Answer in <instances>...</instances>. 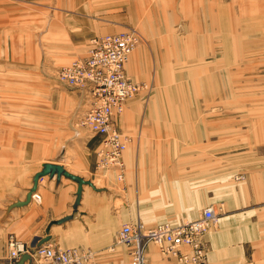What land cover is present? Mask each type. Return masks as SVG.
I'll return each instance as SVG.
<instances>
[{"label":"crops","instance_id":"obj_1","mask_svg":"<svg viewBox=\"0 0 264 264\" xmlns=\"http://www.w3.org/2000/svg\"><path fill=\"white\" fill-rule=\"evenodd\" d=\"M15 1L0 0V77L12 84L15 83L17 68L35 67L51 72L83 56L88 39L95 35L117 33L136 25L141 26L142 30L148 31V27L151 28L152 32H148L151 37H170L173 35L170 29L171 16H175L179 9L194 20L185 40L183 39L184 43L176 39H171L167 44L151 40L150 43L135 48L125 62L126 74L134 80H146L153 86L155 95L148 106L143 105L144 102L141 104L140 101L144 99L141 95L136 96L131 103L126 102L119 124L118 116L114 119L118 129L121 126L131 133L128 136L119 129L128 138L127 149L122 158L124 167L120 180L121 189L133 196H199L194 202H188L185 198V202L179 203L181 209L184 205L189 206L191 213L200 212L211 204V197L217 198L222 202L224 211L205 234L207 261L210 264H264V172L247 173V179L232 185L225 176L214 184H209L207 155L187 156L183 157V164L189 163L191 167L188 170L185 168V174L188 172L189 182L193 185L189 187L184 183L181 190L177 184L175 166L177 130L199 133L195 139H188L187 142L195 149L206 147L207 122L204 121H207L209 105L214 104L215 107L211 110L215 109L217 116H223L225 98L234 101L245 88H248L247 92L250 94L249 89L257 87L256 82L252 83L247 77L240 80L233 76L231 92L225 95L224 52L230 51V61L237 63L241 59H249L251 62L255 59L254 54L264 50L263 47L252 48L251 40H248L253 35L264 32L257 33V30L264 29V0H257L256 4L255 0H232L233 6L225 0H54L53 5L47 4L48 0H45L39 4L40 11L44 10L40 23L33 19H18ZM161 13L166 14L168 23H163L166 19L160 21ZM211 18H214V26L209 22ZM17 28L21 31L17 32ZM225 35L232 37L231 45L224 41ZM260 64L264 65V62L261 61ZM240 70L241 66H238L235 71ZM50 80L71 89L79 111L86 107L77 89L60 83L55 76ZM258 94L264 96V91ZM66 98L64 95L58 97L53 107L57 112H51L49 117L55 120L58 110L64 108ZM188 98L196 111L191 107L188 112L184 101ZM173 100L174 104L170 105ZM210 101L213 104H209ZM232 104V114H236L235 103ZM259 113L264 115V112ZM185 114L189 121L191 116H199V123H180L176 116ZM216 130H219L218 127ZM86 144L88 148L82 146V150L80 147L77 151L72 149V153L61 147L62 155L55 157H34L30 152L32 146L28 147L23 154L24 174L18 179L25 182L23 193L8 201L5 210L15 202L25 200L34 174L45 163L60 164L67 171L85 178L84 175L90 172L95 160V150H91L95 147V142L92 140ZM90 151L94 152L92 156H89ZM66 152L70 156L69 164L62 157L67 156ZM159 179L161 185L157 183ZM76 189L77 183L66 177H61L59 181L49 176L40 178L35 193L40 195L41 202L36 203L35 207H31L33 205L29 203L10 207L5 212L7 224L24 242L30 243L32 239H36L31 242L33 244L45 237L37 238L36 234L42 228H45L48 235L52 230H61L70 235L78 224L85 225L87 222L91 229H99L101 238L106 237L108 234L105 229L109 231L119 224L104 207L100 191L106 190L83 186L79 203L74 208ZM72 211L78 213L69 220L56 223ZM137 219L129 220L134 222ZM126 221L121 224L127 223ZM75 240L73 239L77 242ZM108 244L89 248L96 252ZM100 253L102 255L95 253V258L97 262L99 260L105 264L104 253ZM110 253H117L119 262H122V252ZM112 255L105 254L107 259L115 257ZM148 257L152 264H158L154 253ZM107 261V264H118L111 259Z\"/></svg>","mask_w":264,"mask_h":264},{"label":"rangeland","instance_id":"obj_2","mask_svg":"<svg viewBox=\"0 0 264 264\" xmlns=\"http://www.w3.org/2000/svg\"><path fill=\"white\" fill-rule=\"evenodd\" d=\"M44 1L45 0H16L17 18L24 21L33 19L36 23H40L44 17V10L42 9V12L40 11L39 4ZM231 1L232 0H225V2H230L231 6H233L232 4L237 0L233 3H231ZM257 2L258 1L255 0V4ZM261 2L263 3V1ZM47 4L53 5L54 0H48ZM234 6H236V4H234ZM251 11H254V9H251ZM159 19L160 21L166 19L167 21L163 23H168L166 14L161 13ZM171 19L170 29L173 35L170 37L162 35L151 37L148 34L149 31L152 32L151 28L148 27L147 31V29L142 30L141 26H131L140 34V41L137 47L144 43H150L151 40H158L160 43L167 44L171 42V39H176V41L184 43L186 34L189 33L194 20L184 15L180 9L175 16H171ZM209 22L214 26V18L209 19ZM20 31L21 29L17 28V32ZM22 31L25 32V29ZM263 31L264 29H259L257 33H262ZM242 38L243 37H241V42ZM248 40H251L250 46L252 48H264V32L261 35L255 34ZM224 41H227L229 45L233 43L232 37L228 35H225ZM254 56L255 59L251 62H249V59H241L235 63V61H230L232 60L231 52H224L225 95L231 92V81L233 76L239 77L240 80H244L245 77H247L252 83L256 82L257 87L249 89L250 94L247 92L248 88H245V91H241L234 101L225 98L223 116H217L215 109L211 110L215 105L212 101L209 102V104H213V106L209 105L208 115L206 116L207 121H204L207 122L206 147L202 146L195 149L187 142L188 139H195L199 133H185L181 130L176 131L175 139L178 146L175 148V154L177 156L175 166L177 184L181 187V190L184 188V183L189 187L193 185L189 182L188 172L185 174V168L188 170V168L191 167L189 163L183 164V157L187 156L207 155V178L209 184H214L218 179H221L222 176H225L229 181L228 183L232 185L233 183L247 179V173L264 172V115L259 113L264 112V96L258 94V92L264 91V65L260 64L261 61L264 62V50L254 54ZM238 66H241L240 72L235 71ZM51 68H54V66ZM55 70L56 68L54 71L52 70L53 72H50V70L42 68L38 70V68L35 67L17 68L15 71L14 84L7 83L4 81L6 80L5 78H2V76L0 77V264H5L8 257L9 234H13L18 241L25 245V247L36 245L31 243L34 240L36 241V239H32L30 243H27L24 242L21 236H16L14 234V229L7 224L8 220L5 215L7 202L17 196H21L25 187L24 180H18L21 179L24 174V151L32 146L30 152H32V156L34 157H40V155L43 157H55L59 154L62 155L60 151L61 147L63 150L72 153V149L77 151L80 147L82 150V146L87 147L86 143L92 140L93 143L95 142V147L91 150H95V153L90 151L89 156H92L93 153L95 154V164L93 163L90 172L84 175L85 178L83 177L90 181L91 185L84 186L88 188L91 187L95 190H106L100 191L102 192L100 195L103 197L104 207L107 213L110 211L109 213L114 216L113 219L115 218L118 220L119 224L109 229V231L105 229V233L108 235L104 238L100 237L99 229H91L88 222L85 225L78 224L77 227L71 230L70 235L63 233L64 231L61 230H52L49 234L50 239L44 242V244L57 245L61 248L82 247L92 250L89 247H103L109 243L99 251L95 252L92 250L94 252L92 258L93 264H102L99 260L97 262L95 258V253L97 252L98 254H101L100 252L104 253L103 261H105V264H107V260L110 259L113 263H128L129 257L126 247L117 243V232L123 221L131 218H138L136 221H140L152 227L155 224L164 222H170L175 225L185 221L195 220L200 216L202 210L197 213H191L189 206L184 205L181 209L179 203L185 202V198L188 199V202H194L200 197H184L178 194H172L171 196L167 194L154 196L128 195L121 189V182L116 180V170L113 168L98 170L96 168L97 155L101 147L102 139L95 133H89L78 124L81 111H79L78 106L76 107L75 105L76 98H73V92H71V89L61 87L50 80V78L52 79V77L55 76ZM162 70L164 69H160V71ZM177 76L180 77L179 75ZM144 82L147 84L148 89L139 92L134 97L130 98L127 103H131L136 99V96L141 95L140 97L144 98L142 99L143 101H140L141 104L144 102L143 105L147 104L148 106L155 95V91L150 83L146 82V80ZM240 86L244 87L242 83H240ZM60 95H64L67 98L64 108L58 110L59 114L54 120L49 117V114L51 112H57L53 107ZM184 101L189 112V108H193L192 102L189 101V98ZM173 102L174 100L170 105L174 104ZM233 102L235 103L234 107L237 112L236 114H232ZM193 110L196 111L195 108H193ZM123 112L117 117V124H119ZM176 117L180 119V123H199V116H191L190 121L186 114L182 116L177 115ZM216 118L218 119L216 120ZM217 127L219 129L218 131L216 130ZM119 129H122L121 126ZM121 131L128 136L131 135L128 131L123 129ZM200 149H202V151ZM67 152L65 155H67ZM68 155L62 157L65 159V162L69 164L70 156ZM221 160H223V163H221ZM232 160L235 162H227ZM157 183L161 185V179H159ZM163 191L166 192V190ZM212 198L213 197L210 199V203L215 206L218 219V217L223 214L224 206L220 200ZM30 204L33 205L31 207L36 206L35 202H29V205ZM71 213L75 215L78 212L72 211ZM122 217L128 219L123 220ZM91 218H93V215H91ZM136 221L130 222L129 220L126 222L130 224ZM36 235L38 239L46 236L45 228L40 229ZM73 239H77V242H75L76 240L73 241ZM95 243H97V245H95ZM113 244L115 249L111 251L108 246ZM118 251L123 254L122 262H119L120 258L117 253L114 255L110 253ZM108 253L115 257L107 259L108 256L106 257L105 254ZM152 253H154L156 257V248L153 245H149L147 255ZM31 264H34V261H32Z\"/></svg>","mask_w":264,"mask_h":264},{"label":"built area","instance_id":"obj_3","mask_svg":"<svg viewBox=\"0 0 264 264\" xmlns=\"http://www.w3.org/2000/svg\"><path fill=\"white\" fill-rule=\"evenodd\" d=\"M139 41L140 34L134 27L95 35L88 39L83 56L58 68L55 73L57 81L79 91L86 105L78 124L90 133L103 135L98 150L101 168H122L121 155L127 136L115 126L114 116L122 112L130 98L148 89L144 81L131 79L124 69ZM216 220L215 206L208 204L197 219L179 225L164 222L149 227L140 221L123 223L117 232V243L127 249V264H152L147 256L149 244L156 248L158 264H210L204 234ZM8 245L5 264H17L23 253H28L34 264H93L94 252L82 247L61 248L44 243L25 247L13 234H9ZM109 249L113 251L114 244Z\"/></svg>","mask_w":264,"mask_h":264},{"label":"water","instance_id":"obj_4","mask_svg":"<svg viewBox=\"0 0 264 264\" xmlns=\"http://www.w3.org/2000/svg\"><path fill=\"white\" fill-rule=\"evenodd\" d=\"M44 176H49L50 178H55L56 181H59L61 179V177H66L69 178L71 180H73L74 182L77 183V189H76V199H75V203L73 205L74 208H76V205L79 203V200L81 198V193H82V189L84 185H91V182L84 179L83 177L76 175L70 171H67L62 165L57 164V163H45L42 166V169H40L39 171H37L33 178H32V186L28 189L27 191V195L25 197L24 201H17L15 203H13L12 205H10V207L12 206H20L23 204H27L30 202L31 200V195L32 193L37 189V185H38V180ZM6 210L7 212L9 211V208ZM74 215L71 213L70 215H66L63 218L59 219L56 221V223H62L66 220H69L73 217ZM50 239V236L47 234L43 239H40L37 243V245H41L44 242L48 241ZM31 264V257L28 253H23L19 260L17 261V264H25V263Z\"/></svg>","mask_w":264,"mask_h":264},{"label":"bare ground","instance_id":"obj_5","mask_svg":"<svg viewBox=\"0 0 264 264\" xmlns=\"http://www.w3.org/2000/svg\"><path fill=\"white\" fill-rule=\"evenodd\" d=\"M125 105H126V103H125ZM125 105H124V107H123V110H124V108H125ZM123 110H122V112H123ZM122 112L120 113V114H122ZM120 114H117V115H115L114 116V119L117 117V116H119ZM114 124H115V122H114ZM116 126V125H115ZM90 133V132H89ZM95 134H97L101 139H103V135H101V134H99V133H95ZM127 143H128V138H127V141H126V146H125V149L123 150V152H122V155H121V159L123 158V154H124V152H125V150H126V148H127ZM101 145H102V142H101ZM123 161V160H122ZM123 167H124V164H123V166H122V168L121 169H118V168H116V167H113V166H107V167H104V168H101V167H99L98 166V155H97V163H96V168L98 169V170H106V169H108V168H113L114 170H116V180H118V181H120V180H122V176H123V173H122V171H123ZM121 174L120 176V178H118V174ZM36 191V190H35ZM35 191L32 193V195H31V200H30V202H35V203H39V202H41V197H40V195L38 194V193H35ZM33 194H36V196L35 197H33ZM217 221V220H216ZM168 223H170V222H168ZM183 223V222H182ZM171 224V223H170ZM181 224V223H180ZM172 225H174V224H172ZM175 225H179V224H175ZM206 234V233H205ZM205 234H204V240H206L205 239ZM149 245H152V244H149ZM20 247H21V245H19ZM148 256V255H147ZM149 258V257H148ZM129 262V261H128Z\"/></svg>","mask_w":264,"mask_h":264}]
</instances>
